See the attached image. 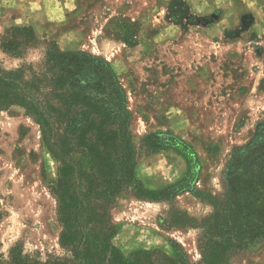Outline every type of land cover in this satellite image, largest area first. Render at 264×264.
<instances>
[{
	"label": "rangeland",
	"instance_id": "obj_1",
	"mask_svg": "<svg viewBox=\"0 0 264 264\" xmlns=\"http://www.w3.org/2000/svg\"><path fill=\"white\" fill-rule=\"evenodd\" d=\"M176 14L181 23L174 22ZM23 26L33 30L34 39L21 57H14L1 45L13 28ZM47 48L84 52L112 67L130 116L134 171L138 167L153 178V188L135 177L119 194L100 195L104 199L88 205L107 179H80L79 166L68 168L63 195L74 214L71 223L85 234L90 231L82 239L77 234L76 242L92 244L90 250L98 245L91 231L98 229L95 208L106 213L111 225L110 214L126 222L120 238L109 239L125 258L145 244L148 252L198 264L207 238L205 220L225 195L227 167L264 124V0H0V69L24 64L40 72L41 79ZM39 86L45 113L60 123L59 137L69 142L72 136L64 128L75 110L61 106L52 89ZM98 115L90 114L97 121ZM162 132L196 151L200 172L190 191L167 196L163 190L187 172V165L174 150L153 146L151 152L143 145L147 136ZM78 152L89 172L84 149L70 152L71 159L78 162ZM108 153L99 161L102 170L129 177L130 161L120 168L112 150ZM60 166L23 106L0 109V264H68L74 259L60 242L64 227L54 193ZM229 262L264 264V239L238 250Z\"/></svg>",
	"mask_w": 264,
	"mask_h": 264
},
{
	"label": "trees",
	"instance_id": "obj_2",
	"mask_svg": "<svg viewBox=\"0 0 264 264\" xmlns=\"http://www.w3.org/2000/svg\"><path fill=\"white\" fill-rule=\"evenodd\" d=\"M180 19L181 15L176 14L174 22L181 23ZM33 39L34 33L30 27H16L1 46L4 52L21 57ZM43 59V66L47 67L40 74L43 76L41 79L37 78L40 72H34L32 66L24 64L11 70L0 69V109L13 104L23 106L26 113L39 124L47 149L61 162V177L54 187V193L59 200V221L64 227L60 242L70 247L74 258L68 264H188L183 256L174 259L161 252L143 249L125 258L117 248L109 246V239L117 234L116 226L109 224L106 213L99 214L95 208L92 210L98 216V220H94L98 229L91 231L95 233L98 245L90 250L88 247L92 244H84L81 240L90 231L85 234L71 223L74 214L69 211L63 195L67 169L79 166L77 175L80 179L93 181L98 175L107 179L104 190L94 193V199L88 201V205L104 199L101 196H115L130 185L135 179L130 116L125 106V93L112 67L103 59L84 52H62L54 48H47L43 52ZM40 84L52 89L51 93L61 102V106L75 110L67 117L64 128L72 136L69 142L67 138L59 137L60 123L56 124L45 113L46 106L38 95ZM90 114H99V120ZM89 133L92 136L87 137ZM143 145L151 152L155 151L156 147L153 146L174 150L186 161L185 175L163 188L167 196L193 189L200 172V162L189 144L171 132H162L147 136ZM78 148L84 149L90 159L89 172L82 168L80 160L74 163L69 155ZM108 150H112L113 160L118 162L120 168L129 165L130 161L132 174L129 177L120 175L118 178L114 173L102 170L99 161L109 154ZM225 178L227 186L224 198L216 211L205 220L207 238L200 246L201 260L198 264H230L229 260L235 252L264 239V124L251 142L234 153ZM72 197L82 202L77 194ZM78 214L84 215L81 210H78ZM81 233V239L76 242V235ZM12 264L26 262L13 261Z\"/></svg>",
	"mask_w": 264,
	"mask_h": 264
},
{
	"label": "crops",
	"instance_id": "obj_3",
	"mask_svg": "<svg viewBox=\"0 0 264 264\" xmlns=\"http://www.w3.org/2000/svg\"><path fill=\"white\" fill-rule=\"evenodd\" d=\"M180 156H181V155H180ZM77 159H79L81 162H83L84 160H86L85 157H84V155H83L82 153H80V152H78V158H77ZM181 160L183 161V163L186 164V161H185V159H184L182 156H181ZM186 165H187V164H186ZM134 174H135V177H136L138 180L141 181L143 187H145V188H153V187H154V186H152V182H153V178H152V176L148 177V175L142 173L141 170H138V167L135 168ZM184 175H185V172L183 171V172H182L181 174H179L174 180H171L170 182H167V183H165L164 185L172 184V183H174L175 181H177V180H179L180 178H182ZM195 184H196V183H195ZM194 200H195V198H194ZM110 219H111L112 223L116 226V229H117V234H118V235L116 234L115 236H117L118 238H120L121 228H123V227L125 226L126 222L123 221V220H119V219L113 217L112 214H110ZM115 236H114V237H115ZM114 237H113V238H114ZM118 238H117V239H118ZM119 242L122 243V240L119 239ZM144 246H145V244L140 245V246H138V247H140V249H143V248H145Z\"/></svg>",
	"mask_w": 264,
	"mask_h": 264
}]
</instances>
